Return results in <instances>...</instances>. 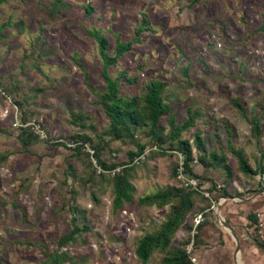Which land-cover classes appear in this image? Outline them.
Returning a JSON list of instances; mask_svg holds the SVG:
<instances>
[{"label":"rangeland","instance_id":"1","mask_svg":"<svg viewBox=\"0 0 264 264\" xmlns=\"http://www.w3.org/2000/svg\"><path fill=\"white\" fill-rule=\"evenodd\" d=\"M263 18L264 0H0V264H163L160 250L142 262L134 247L159 228L169 205L137 199L168 185L197 190L171 243L185 248L189 264H264L256 214L264 212ZM93 29L107 38L110 54L117 39L133 40L108 66L113 77L137 76L118 77L120 94H139L148 78L165 82V132L170 115L181 123L189 109L196 112L180 133L193 147L192 172L175 139L156 144L145 128L125 139L106 133ZM22 126L36 134L29 145L19 139ZM197 129L202 148L193 140ZM136 141L145 146L130 159ZM228 142L243 150L254 173L238 169ZM98 144L100 158L120 162L115 170L125 168L133 185L118 208L113 170H101L93 157ZM210 151L225 153L226 163L198 160ZM218 215L237 233V251ZM72 216L79 230L60 245ZM64 252L67 259L52 260Z\"/></svg>","mask_w":264,"mask_h":264},{"label":"trees","instance_id":"2","mask_svg":"<svg viewBox=\"0 0 264 264\" xmlns=\"http://www.w3.org/2000/svg\"><path fill=\"white\" fill-rule=\"evenodd\" d=\"M57 2L59 0H56ZM92 6L86 5V11H90ZM260 30L264 31V18L263 23L260 24ZM144 28L143 24L138 25L136 34L140 33ZM91 34L94 36L98 44V53L102 60V78L103 89L98 94V101L103 106L104 111L108 117L109 127L105 130L110 134L112 138L125 139L132 137L138 128H145L151 140H154L156 144H161L165 139L172 141L176 140V147L182 154V165L185 171L192 172L191 161L194 159L193 147L191 141L187 138H181L180 133L185 128L193 124L195 117V111L188 110V115L181 123H174L173 115L168 118L170 128L168 132H165V126L161 123V118L169 112V105L163 99L162 91L164 89L165 82L161 79H147L143 82L142 91L139 94L126 97L120 94L118 77L123 75L127 79H135L137 76H128L127 71H123L119 76H112L108 66L117 62L118 56L123 54L126 50L131 48L133 40H119L117 39L114 46L113 53H107L105 46L107 38L103 35H99L97 30H92ZM232 102L239 105V101L235 98ZM21 107L22 104L17 101ZM81 114H74V118ZM251 120L256 125V132L260 131V124L257 117H252ZM201 130L197 129L193 133V140L197 148H202V136ZM36 134L30 129L29 126H22L19 131V139L22 144L29 145L35 139ZM82 139H89V136H82ZM64 144V142H60ZM136 149H129L128 154L130 159L134 156L140 155L143 151L145 143L136 141ZM78 145L75 146L77 150ZM101 145H95L93 147V157L97 162L99 168L111 169L113 174L111 180L114 182V195L112 198V206L118 208L123 205L124 202L129 201L131 196V189L133 187L130 179L127 177V171L125 168L122 170H115L116 166L120 162H107L100 158ZM228 151L234 156L237 161L238 169L243 173H254L253 168L245 158L243 150L234 147L228 142ZM4 157V156H2ZM197 158L204 165L213 164L214 162L226 163L227 156L225 153H216L210 151L205 157L203 154H197ZM174 171V168L172 169ZM197 190L192 187L168 185L159 188L157 191L151 194H143L138 197L137 201L140 204L146 206L162 207L166 204L169 205L168 212L165 218L159 224V228L150 233H144L138 238L135 243L134 251L142 262H146L153 251H161V261L163 264H189L190 259L188 253L184 247L172 246L173 233L177 227L184 221L185 215L192 209L194 205V195ZM249 217L254 220V213L250 212ZM74 216H72V228L69 232L61 236L60 245H64L70 240L74 239V233L79 230V226L75 222ZM258 246L264 252V240H257ZM67 254L55 253L52 255L54 262H62L67 259Z\"/></svg>","mask_w":264,"mask_h":264},{"label":"water","instance_id":"3","mask_svg":"<svg viewBox=\"0 0 264 264\" xmlns=\"http://www.w3.org/2000/svg\"><path fill=\"white\" fill-rule=\"evenodd\" d=\"M218 216H219V218H220V222H221V224L224 225V226H226L227 228H229V229L231 230V233L234 234V236H235V238H236V241H237V245H236L235 251H237L238 248H239V245H240V241H239V238H238L237 233L234 232L232 226H231L226 220H224L223 218H221L220 215H218Z\"/></svg>","mask_w":264,"mask_h":264},{"label":"built area","instance_id":"4","mask_svg":"<svg viewBox=\"0 0 264 264\" xmlns=\"http://www.w3.org/2000/svg\"><path fill=\"white\" fill-rule=\"evenodd\" d=\"M257 216H258V224L259 226H263L264 225V212H256ZM199 219L197 218L196 222H198Z\"/></svg>","mask_w":264,"mask_h":264},{"label":"crops","instance_id":"5","mask_svg":"<svg viewBox=\"0 0 264 264\" xmlns=\"http://www.w3.org/2000/svg\"><path fill=\"white\" fill-rule=\"evenodd\" d=\"M222 218V217H221ZM229 223V222H228ZM230 224V223H229ZM231 225V224H230ZM232 226V225H231ZM233 228V227H232ZM235 232V231H234ZM236 262L238 263V264H240L239 262H238V260H236Z\"/></svg>","mask_w":264,"mask_h":264}]
</instances>
